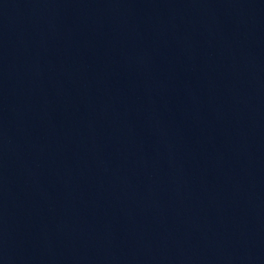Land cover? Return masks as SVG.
I'll return each mask as SVG.
<instances>
[{"label":"water","instance_id":"95a60500","mask_svg":"<svg viewBox=\"0 0 264 264\" xmlns=\"http://www.w3.org/2000/svg\"><path fill=\"white\" fill-rule=\"evenodd\" d=\"M0 264H264V0H0Z\"/></svg>","mask_w":264,"mask_h":264}]
</instances>
